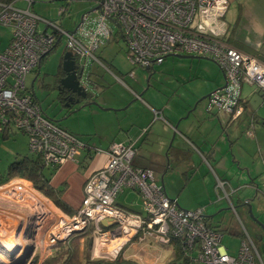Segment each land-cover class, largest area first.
I'll use <instances>...</instances> for the list:
<instances>
[{
    "label": "built area",
    "instance_id": "obj_1",
    "mask_svg": "<svg viewBox=\"0 0 264 264\" xmlns=\"http://www.w3.org/2000/svg\"><path fill=\"white\" fill-rule=\"evenodd\" d=\"M17 2L26 7H17ZM32 5L31 0H0V26L12 30L7 47L0 52V133H22L28 139L29 152L40 157L45 165L61 167L66 162H76L80 153L89 149L43 114L24 83L25 76L38 71L62 39L65 52L75 57L80 68V85L84 90L91 84L89 72L93 63L106 69L96 52L119 36L133 68H149L171 55L212 60L222 71L226 88L210 96L207 110L212 105L225 111L234 107L232 113L237 117L242 111L238 106L242 85H254L264 93V64L223 41L228 0H98L99 8L96 6L89 13L94 16H83L74 34L38 17ZM66 10L59 8L58 17L65 15ZM111 22L117 26V33L110 29ZM40 23L43 30L38 29ZM84 74L86 80H82ZM135 154L132 145L109 146L104 165L85 181L81 205L65 225L67 235L58 238L51 232L50 243L90 230L95 240L122 242L110 260L135 242L170 247L172 258L168 264H261L245 230L237 255L230 256L221 245V234L206 223L203 211L180 209L176 200L169 199L162 187L156 185L150 171L133 165ZM11 183L14 181L5 185ZM21 188L22 184L15 182L12 194L20 197ZM223 188L224 183L217 181V189ZM124 190L141 196L143 214L115 204L116 196ZM224 197L227 199L226 194ZM174 243L178 257H174ZM91 249L93 254L94 246Z\"/></svg>",
    "mask_w": 264,
    "mask_h": 264
},
{
    "label": "crops",
    "instance_id": "obj_2",
    "mask_svg": "<svg viewBox=\"0 0 264 264\" xmlns=\"http://www.w3.org/2000/svg\"><path fill=\"white\" fill-rule=\"evenodd\" d=\"M224 19L227 32L223 41L264 64V0H228V9ZM105 46L106 44L103 47ZM98 51L96 53L105 66L100 55L101 52ZM189 60H207L204 70H200V73L196 70L193 78L209 89L206 96L213 95L217 89L223 86V73L220 69V72L218 71V67H215L216 64L212 60L208 58ZM164 61L163 59L160 63ZM211 61L212 63H208ZM59 64H62V59ZM152 66L144 69L152 70ZM195 67L199 69L198 65ZM195 67L190 64V70H195ZM91 68L92 65L89 75ZM113 68L118 71L115 67ZM102 69L108 71L116 81H119L117 80L119 77L110 69ZM38 72L39 70L36 71V73ZM129 77L133 79L134 74L132 73V76ZM119 82L122 83V80L120 79ZM185 82L180 78L174 79L176 87L182 86ZM244 87L242 85L240 88L238 106L242 108V111L237 117H234L232 112L224 111L213 105L207 111L209 101L204 99L206 96L201 97L205 103L204 109L198 110L197 105L201 100L198 94L181 97V94L172 88L166 93L167 95L159 92L155 94L156 96L148 97L150 101L157 103L158 108H153L141 100V95L131 90L135 100L142 101L146 107L141 109L116 108L118 110L115 114L122 112L118 116L107 113L110 109L90 111L95 124L92 132L81 130L79 127L70 130L64 128L89 147L80 153L76 162H66L57 168L51 177V187L57 191L61 190V201L72 212L71 215H64L70 218L76 213L81 205L86 179L104 165L107 159L106 152L112 144L132 145L136 150L134 156L136 160L133 165L136 168L150 171L156 185L162 187L165 194L164 182L166 181L172 194L176 195L175 199H170L176 200L178 207H182V210L199 207L204 213L202 207L204 203L198 202L196 199L199 194L193 188L195 185L208 190L211 195L220 191L223 197L226 194L229 202L231 196L239 189L246 188L252 192L262 190L264 188V93L255 87L256 90L244 95ZM30 92L35 98L32 90ZM255 94L261 98V102L255 99ZM35 100L37 101L36 98ZM122 103L119 105L122 106L125 102ZM154 111L158 113V116H155ZM110 119L111 124L107 122ZM260 122L262 123L260 124ZM106 131L109 133H105ZM249 132L252 133V136L248 135ZM87 133H93V135L90 134L91 138L88 137L89 141L80 137L88 136ZM96 133L100 135L99 138ZM93 148L100 149L101 152L95 153ZM217 181L224 183L223 191L217 189ZM189 187L190 189H188ZM131 191L130 194L137 198L139 194ZM213 196L208 204L216 205L217 202H214ZM246 197L248 196L244 198ZM38 199L42 200L39 197ZM246 201L250 203V200L247 199L244 205ZM43 202L47 208H43L42 213L40 212L41 219L51 217L49 204ZM115 204L126 211L140 214L128 206L117 203L116 200ZM4 215L8 216L5 212ZM203 216L209 224L210 217ZM39 220L37 221L38 230L43 227H41L43 220L40 224ZM82 252L83 247L80 245V261H84ZM48 257L49 255L43 257L40 254L32 261V264H45ZM130 257L133 255L130 254L128 258Z\"/></svg>",
    "mask_w": 264,
    "mask_h": 264
},
{
    "label": "rangeland",
    "instance_id": "obj_3",
    "mask_svg": "<svg viewBox=\"0 0 264 264\" xmlns=\"http://www.w3.org/2000/svg\"><path fill=\"white\" fill-rule=\"evenodd\" d=\"M31 1L33 2L32 11L38 17L57 23L67 31H73L80 23L81 17L87 16V13L97 6L98 0ZM16 6L19 8L26 7L23 2H17ZM61 7H65L67 10L65 15L59 19L57 17V12ZM93 16V13L89 14V17ZM109 27L113 32H118V28L114 23H109ZM38 29L43 30L44 25L40 23ZM11 34L12 30L10 28L0 26V52L7 47ZM65 50V40L62 39L44 62H42L39 67V72L36 73L35 71L28 73L25 76L24 83L28 91L31 90V83L33 84L32 92L39 102L43 114L47 118L55 121L60 127L68 130L79 127L81 130L92 132L95 124L90 111H104L110 109L107 113L118 116L121 115L122 112H117V114H115L116 110H118L116 108L124 109L127 107L126 109H141L146 107L142 101L135 100L131 90L141 95V100L153 108H158L157 103H153L148 97L150 95L154 96L159 92L166 94L169 92V89L172 88H174L178 94H181V97H191L192 94H198L200 96L199 98H201L206 96L209 92V89L202 84H199L196 79H193L196 70H198L199 73L200 70H204L207 60H189L185 58L167 57L164 59L165 61L163 63L153 64L150 72L141 67L132 68L126 55V47L121 38L116 36L115 38H111V40L106 43V46H102L98 52H101L100 55L103 58L106 68L110 69L115 75H117L119 79L122 80L123 84L116 81L108 71L103 70L93 63L89 75V80L91 81L89 93L85 98H77L69 105V102L63 100L62 96L59 97L57 91L54 89V75L59 68V63ZM208 63H212V61ZM190 64H193L194 67L198 65L199 69L195 67V70H190ZM215 67L217 68L216 65ZM217 69L220 72L219 68ZM129 73L134 74L133 79L129 77ZM175 78H180L186 82L182 84V86L176 87L174 85ZM82 80H86L85 74L82 76ZM244 86V95L247 92L250 93V91L253 92L256 90L254 85L245 84ZM145 94L146 96H144ZM255 99L261 102V98L257 96V94H255ZM122 102H125L124 105H119L123 104ZM165 102L166 100L164 103ZM199 102L197 108L198 110H203L205 103L202 98ZM252 103L251 105L253 106ZM96 120L102 121L100 119ZM107 122L109 124L112 123L111 119ZM261 123L262 122H260V124ZM96 125H98V123H96ZM105 133L109 132L106 131ZM87 134L89 135L80 137L85 141H89L88 137L90 136L91 138L93 133ZM98 136L100 135L98 134L97 137ZM26 156H30L28 151V139L22 133L13 131L9 133L8 137H4V135L0 133V174H4L11 163L19 161ZM135 160L136 158H133V163ZM12 181H14V183L22 184V193L20 194V197L12 194L11 190L14 187V183L1 186L0 211L8 214L7 217H9V219H17V217L21 215L24 218L28 217L29 221L27 220L28 225L21 233V236L23 237L22 250L21 248H18V250L16 249V252L9 257H6L7 255L3 254V259L6 258V261L4 263L0 262V264H32V261L40 254L43 257L48 255L49 257L51 255L53 256L56 245L59 241L55 240L53 243H50L49 236L51 232L55 235L60 233L59 238H63L66 235L65 231L67 228H65V225L69 222V218L64 215L65 213L58 210L51 201L43 197L40 193L30 189L29 186L33 188L31 183L29 184L21 179H13ZM164 184L166 196L169 199H175L176 195L174 196L172 194L169 188L170 186L166 181ZM193 188L199 194L196 198L197 201L204 203V205H202L204 210L203 215L210 217V226L214 227L221 234V245L226 249L227 253L230 256L237 255L240 241L242 239V233L243 230H245L259 254L261 264H264V228H262V226H264V188L258 192H252L250 189L246 188L239 189L231 196V203L223 197V194L220 191L218 193L215 192L213 196L204 188H202V190L201 187L196 185L193 186ZM188 189H190V187ZM137 196L139 198L132 196L130 190H124L116 196L115 200L117 203L128 206L131 210L143 214L142 199L140 195ZM212 196L214 202H217L216 205L211 203L208 204V201L212 199ZM245 196L248 197L244 198ZM38 197L49 204V208L51 209H49V215H51V217H44V219H41V213L43 210L42 208H38L40 205ZM247 199L250 200L249 204L251 207L250 212L252 218L249 215L247 206L244 205V202ZM37 204L39 205L37 206ZM181 208L182 207H180V209ZM196 209L200 208L198 207ZM196 209L184 210L193 211ZM253 219L258 221L259 224ZM38 220L39 224L43 220V222H41V227H43L40 230L36 228L37 224L34 226ZM12 234H14V232L10 233L9 236H4L3 240H6L7 242L13 237ZM259 236L261 237L260 240H258ZM82 239L83 238L79 240V251L80 245L83 247L82 256L84 257V261H82V263L85 261L97 260L107 262L114 261L110 260V256L98 252L94 253V257L91 249L93 239L91 233L86 239L84 238L83 241ZM63 240L65 239H62L61 241ZM130 254L133 255V257L128 258ZM117 257L121 260L112 264H168L172 258V253L170 247L160 244H137L134 242L121 249ZM123 259L130 263L125 262Z\"/></svg>",
    "mask_w": 264,
    "mask_h": 264
},
{
    "label": "trees",
    "instance_id": "obj_4",
    "mask_svg": "<svg viewBox=\"0 0 264 264\" xmlns=\"http://www.w3.org/2000/svg\"><path fill=\"white\" fill-rule=\"evenodd\" d=\"M2 1L6 2L8 0H2ZM96 56L98 57V59H100V57L98 56V53H96ZM149 72H150V69H149ZM57 74H58L57 76H60L62 74L61 64L59 65ZM3 135L4 137L9 136V134H6V133ZM57 168L59 167L45 165L40 157L30 153V156L23 157L19 161H15L11 163L8 166L7 170L4 172V174H0V186H3L9 183L13 179H21V180L27 181L31 183L35 191H37L43 197L51 201L56 208H58L65 214L71 215L72 212L69 211L68 208L65 206V204H63V202L61 201V197H60L61 190H58V191L54 190L50 185L51 177L54 175ZM205 221L208 224L207 222L208 220L205 219ZM210 227L215 229L212 226ZM89 235H90V230H84L81 232L72 233L65 240L59 241L56 245L53 256L46 259L44 263L45 264H55V263L57 264H109L106 261H101V260L85 261L84 263L80 261L79 240L81 238L86 239ZM175 256L176 257L179 256L178 246L176 243H174V257ZM119 260L121 259L117 257L112 262L116 263ZM124 261L130 263L129 261H126V260Z\"/></svg>",
    "mask_w": 264,
    "mask_h": 264
},
{
    "label": "bare ground",
    "instance_id": "obj_5",
    "mask_svg": "<svg viewBox=\"0 0 264 264\" xmlns=\"http://www.w3.org/2000/svg\"><path fill=\"white\" fill-rule=\"evenodd\" d=\"M38 205L39 204H37V206ZM45 205L46 204L43 201H40V205L38 208H42V209L44 208L45 209V208H47ZM27 220H28V217L24 218L21 215H19L17 217V219H15V218L9 219V217L4 215L3 211H0V240H1V244H2V245L0 244V262L1 263H4L6 261L5 260L6 258L3 259V256H2L3 254L13 255V253L16 252V249L18 250V248H21V250H22L23 237L21 236V233H22L23 229H25L26 226L28 225ZM36 224H37V222L35 223L34 226H36ZM65 228H67V227H65ZM12 232H14V234H12L13 237L10 238L7 242H6V240L4 241L3 237L9 236L10 233H12ZM67 232H68V229H66V231H65L66 235H67ZM56 236L59 238L60 233L56 234ZM121 243H122L121 241L108 242V240H104V239H96L95 240V238H94V239H92V247L94 246L93 252L94 253H96V252L102 253L103 255H106V256L107 255L108 256H114V254L116 252H118V250L121 246ZM94 253H93V255L95 257ZM100 256H102V255H100Z\"/></svg>",
    "mask_w": 264,
    "mask_h": 264
},
{
    "label": "water",
    "instance_id": "obj_6",
    "mask_svg": "<svg viewBox=\"0 0 264 264\" xmlns=\"http://www.w3.org/2000/svg\"><path fill=\"white\" fill-rule=\"evenodd\" d=\"M96 8L98 9L99 6H97ZM90 12H88L87 14H89ZM82 18H83V16L81 17V21H82ZM81 21H80V23H81ZM78 26H76L75 29L73 31H71L72 34L75 33V31H76ZM169 57H176V58H180V59H184V58L185 59H207V58H204V57L182 56V55H171ZM61 59H62L61 69H62V72L65 74V77L62 78V79L57 80V78H58L57 75L58 74H57V72L55 73V75H54V78H55L54 89L57 91L58 95L63 93V91H64V92H67V93L75 94L77 98H85L87 96V94L89 93V91H90L91 84L89 85V87H87L86 90H84L83 87H81L80 80H81V75L82 74L80 72L79 76L75 75V72H74V69H75L74 60H73V57H72L71 53L65 52ZM157 64H159V63H157ZM223 79H224L223 86L220 87L219 89H217L216 92H220V91H222L223 89L226 88V80H225L224 75H223ZM32 86H33V84L31 83V90H32ZM210 96L211 95H208L204 99H209ZM63 100H67L69 102V105H70V103L73 102L75 99L74 98H70V99L65 98ZM195 107H196V105L193 107V110L195 109ZM233 108L234 107H230L229 108L230 112L233 111ZM207 111H209V110H207ZM245 205L247 206V208L249 210V215L252 218L251 212H250V208L251 207H250L249 202L246 201ZM253 220L255 222H258L255 219H253ZM258 224H259V222H258ZM101 225L105 226V223L102 222ZM262 228H264V226H262ZM260 239H261V237L259 236L258 240H260ZM9 256L10 255H7L6 257H9Z\"/></svg>",
    "mask_w": 264,
    "mask_h": 264
},
{
    "label": "flooded vegetation",
    "instance_id": "obj_7",
    "mask_svg": "<svg viewBox=\"0 0 264 264\" xmlns=\"http://www.w3.org/2000/svg\"><path fill=\"white\" fill-rule=\"evenodd\" d=\"M72 57H73V56H72ZM73 60H74V67H75V69H74L75 75H76V76H79V73L81 72V71H80V68H79V66H77V62H76L75 57H73ZM64 77H65V74L63 73V76H62V74H61L60 76H58L57 80L62 79V78H64ZM55 87H56V86H55ZM60 96H62L63 99H65V98H67V99H70V98L77 99V97H76L75 94L67 93V92H64V91H63V93L60 94ZM60 96H59V97H60Z\"/></svg>",
    "mask_w": 264,
    "mask_h": 264
}]
</instances>
